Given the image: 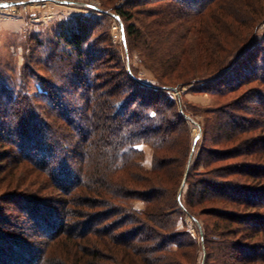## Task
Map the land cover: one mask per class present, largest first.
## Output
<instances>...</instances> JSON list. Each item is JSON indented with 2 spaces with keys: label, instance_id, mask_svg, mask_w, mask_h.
Masks as SVG:
<instances>
[{
  "label": "trees",
  "instance_id": "obj_1",
  "mask_svg": "<svg viewBox=\"0 0 264 264\" xmlns=\"http://www.w3.org/2000/svg\"><path fill=\"white\" fill-rule=\"evenodd\" d=\"M109 1L64 21L58 42L37 33L24 44L38 56L27 69L52 77L68 62L70 89L33 98L26 70H0V196L24 165L62 198H13L33 224L21 240L0 205V264H199L203 253L205 264H264V91H243L264 86L263 0ZM111 10L129 24L122 51L138 53L153 83L107 48ZM111 62L116 76L101 71ZM185 87L217 104L188 105L205 116L202 142L173 94Z\"/></svg>",
  "mask_w": 264,
  "mask_h": 264
},
{
  "label": "rangeland",
  "instance_id": "obj_2",
  "mask_svg": "<svg viewBox=\"0 0 264 264\" xmlns=\"http://www.w3.org/2000/svg\"><path fill=\"white\" fill-rule=\"evenodd\" d=\"M34 0H0V2H24L23 5L26 6H19L16 8V13H13L15 11V8H11L9 10V17L7 20H0V70L3 71L5 68H7L6 72H8L9 69H11V66L16 67V72H21L26 70L28 78V95L31 97H36L37 95L43 94L45 91H50L53 87L60 88V91H66L70 89L71 80L68 77L70 65L68 62H65V60L62 63V68L55 69L56 70V76H52L50 74H47L46 72L42 71L41 66H38L36 64H31L29 68H26L27 65V59L26 56L31 55L32 58H38V56H34L37 54H27V51H25L24 44H28L29 46L33 47V44L31 42H28L27 39L30 37L31 34H37V33H44L46 38L53 41L55 40L58 42V39H56L58 31L60 30V26L64 21H69L73 19L76 16H85V17H92L96 16L98 12H96L92 7H95L97 9H100L104 6V3L108 4L109 7H112L113 1L109 0H54L58 3L56 5H51L52 11L54 14V17L51 20L46 21L45 19H41V21H36L35 17L42 15V13L46 14L44 11L41 12L36 8V4L32 3ZM40 1V0H38ZM132 0H122L118 4V6L124 5L128 2L131 3ZM137 1H145V0H137ZM116 3V2H115ZM262 7L260 8L259 13L264 14V0L261 1ZM141 8H137L134 10V13H137ZM110 10V9H107ZM112 11V12H111ZM107 11L109 14V20H108V27L107 32H109V36L112 39V42L107 43V48L112 47V49H119L117 51H120L121 55L126 59V66L129 68L130 66L138 67L140 69L139 76L141 79L148 83L154 82V77L150 71H147L142 65H139L137 63L138 61V53L134 52L129 55V53L126 52V55L122 51L121 48V42L124 43V40L126 38L124 34V25H129L125 22V24L115 17L112 16V14L115 13V11L111 10ZM51 12V10H50ZM259 15V14H258ZM141 19H135V24L138 26H142V21L145 19L140 17ZM141 21V22H140ZM246 30V28H244ZM260 32L264 35V23L261 26ZM98 35V34H97ZM44 36V38H45ZM109 37V38H110ZM26 41L28 43H26ZM113 43V44H112ZM52 45V44H51ZM64 43H61V46H59V49L56 44L57 51L62 50L65 46ZM113 45V46H112ZM109 55L114 53L106 52ZM262 55L264 57V48ZM129 56V57H128ZM64 58V57H63ZM190 60L194 59V56L191 55L189 58ZM111 61V59H109ZM57 63L58 60H57ZM261 63V60H260ZM4 67V68H3ZM26 68V69H25ZM116 68V62H111L110 66H105L101 69L102 72H105L109 76H116L117 70ZM40 75L41 78H39L37 75ZM33 75V76H32ZM32 76V77H31ZM253 90L255 91H264V86L260 83H252L248 85L246 88H244L243 91L246 90ZM197 90V87L192 88H183L181 92H173V94L178 96L180 93L183 96V102L186 104V109L190 113L188 120L192 123L191 131L192 136L195 137V141H201L203 139V130L202 125L204 126L205 122V116L202 115L201 112L197 111L195 108H189V106H199L200 108L204 109L210 106L217 107V104L213 97H211L208 94H200L198 92H195ZM254 91V90H253ZM63 93V92H62ZM243 93V92H242ZM241 93V95H243ZM260 93V92H259ZM252 95H255L253 92L247 94L246 96L249 98L252 97ZM253 101H257L258 98L255 96L252 99ZM252 101V102H253ZM36 105H40L41 101H36ZM189 105V106H188ZM252 107L255 108L253 105ZM199 142V143H201ZM201 144H199L200 148ZM199 150V149H198ZM146 151V166L149 167L150 158L152 151L149 148H145ZM19 163V162H18ZM18 167V175L19 180H21V183L18 187L16 183H14V188L10 191V194H8L6 197L0 196L3 198H0V205L1 211H4L5 221L10 222L11 229L15 231L17 234L14 236L19 239H25L26 237L24 234L20 236L18 233L19 231L25 230L26 233H30L31 229L29 227H33V224H27L22 218V214L20 209L16 207L12 202H14L13 198L19 196L21 198L26 199H32V200H39L46 201L50 203H54L55 200L62 199L58 192L51 188L49 189V182L45 180V178L41 175L36 180V177L30 176V173L28 171H32L30 168L27 167ZM33 172V171H32ZM18 181V179H16ZM34 183V184H33ZM3 199V200H2ZM3 203H7L4 205ZM15 203V202H14ZM137 208H142L143 206L140 203L136 204ZM248 213V212H247ZM250 214L256 215L258 212H252L250 211ZM0 221H3L1 219ZM186 223L189 225L191 234L194 238L197 237L196 235V228L198 225H195L194 222H192L189 219L185 220ZM8 222H6L7 224ZM202 223V222H201ZM9 225V224H8ZM200 228L202 224H199ZM25 233V234H26ZM22 237V238H21ZM14 238V239H17ZM27 239V238H26ZM239 255V252H237ZM199 264H205V255L204 253L199 258Z\"/></svg>",
  "mask_w": 264,
  "mask_h": 264
},
{
  "label": "built area",
  "instance_id": "obj_3",
  "mask_svg": "<svg viewBox=\"0 0 264 264\" xmlns=\"http://www.w3.org/2000/svg\"><path fill=\"white\" fill-rule=\"evenodd\" d=\"M32 3L36 4V8L41 11V12H47L46 14L42 13L40 16H36L35 20L36 21H41V19H45L46 21L51 20L54 17L53 11H52V6L51 5H56L58 2L54 0H34ZM24 2H0V20H7L9 17V10L11 8H15V11L13 13H16V8L19 6H26L23 5ZM51 10V12H50ZM113 15V14H112Z\"/></svg>",
  "mask_w": 264,
  "mask_h": 264
},
{
  "label": "water",
  "instance_id": "obj_4",
  "mask_svg": "<svg viewBox=\"0 0 264 264\" xmlns=\"http://www.w3.org/2000/svg\"><path fill=\"white\" fill-rule=\"evenodd\" d=\"M14 4V3H13ZM125 41V40H124Z\"/></svg>",
  "mask_w": 264,
  "mask_h": 264
}]
</instances>
